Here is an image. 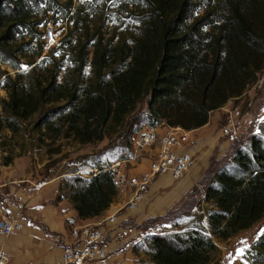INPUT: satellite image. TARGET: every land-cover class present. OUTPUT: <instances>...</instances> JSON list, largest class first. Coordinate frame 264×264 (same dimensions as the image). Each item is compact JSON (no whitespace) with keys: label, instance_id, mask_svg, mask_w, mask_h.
<instances>
[{"label":"trees","instance_id":"obj_1","mask_svg":"<svg viewBox=\"0 0 264 264\" xmlns=\"http://www.w3.org/2000/svg\"><path fill=\"white\" fill-rule=\"evenodd\" d=\"M47 1L54 2L42 1L45 13L64 14L78 26L71 0L64 10ZM198 1L133 0L142 9L136 34L116 42L98 35L87 44L82 39H94V33L74 40L75 30L43 56L45 34H37L41 22L30 20L29 1L0 0L11 9L0 14V62L15 71L3 80L0 129L17 135L31 122V132L48 148L60 140L84 146L108 139L124 148L125 159L142 127L135 125L202 128L264 71V0H206L202 15L195 16ZM57 147L49 153L59 154ZM12 161L5 156L0 165ZM93 169L87 178L64 176L66 185L58 186L55 201L68 199L81 220L100 216L117 196L108 166L99 162ZM198 185L212 207L208 231L198 226L150 236L148 264H211L219 254L213 238L228 240L264 218V139L252 135L247 146L235 145L230 158L212 159ZM191 199L159 220L184 216ZM246 256L248 264H264V231Z\"/></svg>","mask_w":264,"mask_h":264},{"label":"rangeland","instance_id":"obj_2","mask_svg":"<svg viewBox=\"0 0 264 264\" xmlns=\"http://www.w3.org/2000/svg\"><path fill=\"white\" fill-rule=\"evenodd\" d=\"M28 1L31 5L30 16L32 18L30 20L32 22H41L40 27L37 29V34H45L46 29H49L51 32L50 40L47 44L45 42L43 56L48 54L50 48L58 47L59 42L69 32H74L75 30H78V33H76L74 40L81 34L85 35L88 30L90 33H94V39H82V42L87 44H93V42L97 40L98 35H102L105 41L114 40V42L122 38H129L132 34L137 33V28L139 27L137 17L142 10L141 7L138 6L137 9L136 6L132 5L133 0H71L73 9L78 10L77 14L79 16L77 20L78 26L73 28V23L68 19L69 16L65 18L64 14L59 13L57 15H52L51 13H45L43 9L45 5L42 4L43 0ZM54 2L47 1L46 3L55 10H59L58 7L54 6L57 3V5L64 10L65 3H67L68 0H54ZM194 4V15H202L206 0H199ZM5 7L6 4L0 5V14L2 10L3 12H11L10 8L7 9ZM24 34L25 33L22 32L17 37L18 43L21 42L20 39ZM87 50L88 52L91 51L89 47ZM1 57L2 52L0 50V58ZM21 70H26V66L22 64ZM85 74L86 76L89 75V68L86 69ZM7 76L14 78L15 71H13L10 66L0 62V100L7 98L6 92L2 87L3 80ZM248 88L247 94L243 98L234 102L228 101L224 105L229 107L232 106V108L238 107L241 114L240 118L243 120L242 133L235 143L220 147V144H222L224 140L220 138L219 130L226 124V115L223 110H216L210 115V124L212 125V123H214L215 125V133L212 134V137H216L218 133V137L221 141H218V145L213 149L211 160L215 159L220 161L230 158L235 145L247 146L248 139L252 135H257L264 139V71L257 74L256 80L251 83ZM141 108L142 105L137 111L139 114ZM226 108L227 107H224V109ZM30 124L31 122L25 123V129L17 135H11L9 131L0 129V164L5 156H11L13 158L10 165L6 167L0 165V175L1 170L2 172L7 170L14 175L9 177V183L6 187L0 189V202L2 204L4 202L7 204L8 201L13 204H22V198H20L21 203L16 202V192L19 189L22 190L23 187H29L31 189L34 185L45 183L49 180H56L58 186L61 184L64 187V185H66V183L63 182L64 176L68 178L72 176L87 178V174H89L90 171H95V169L91 170V168L99 162L110 168L117 161L124 159L122 158L125 154L124 148L115 146L114 143L108 139L97 144L84 146L78 145L71 140H60L54 146L48 148L44 144L41 145L38 142L37 133L31 132L29 128ZM144 124L145 123H140L134 127H141ZM206 125H208L206 129L208 131L210 125ZM187 132L190 133L191 131ZM47 142L48 141H46V143ZM57 146H60L59 154L49 153L56 150L58 148ZM143 161L145 160H141L137 165H131L130 168L136 167V172L145 170L147 165L146 167H141L145 166ZM231 169L232 172H236L233 166H231ZM198 183L194 187V189L196 188L195 192L193 189L191 196L188 197L190 199L192 198L191 200L194 201V203L190 209L186 210L187 214L180 218L169 219L168 222L159 220V217L153 218L150 220L156 221L150 222V220H148L139 226V229L147 231V234L142 239V244L147 247L146 253L144 252L142 254L146 256L147 260L141 262L146 264L149 263L150 256L147 251L149 250V237L152 235L183 232L190 227L198 226H203L206 231H208L207 214L212 207L209 203L203 201V189ZM29 188L23 189L29 193L31 191ZM7 190H10L9 196L6 195ZM127 197L128 196L125 194L120 195L112 205L117 207L123 206ZM184 201L175 206L174 209L176 212ZM263 231L264 218L254 224L250 229L228 240L223 241L213 238L219 248V254L211 264H248L246 261V252L251 248L252 244ZM238 250H242L243 254H238Z\"/></svg>","mask_w":264,"mask_h":264},{"label":"crops","instance_id":"obj_3","mask_svg":"<svg viewBox=\"0 0 264 264\" xmlns=\"http://www.w3.org/2000/svg\"><path fill=\"white\" fill-rule=\"evenodd\" d=\"M207 124L210 125L208 131V125H205L189 133L188 143L181 151L193 160L185 175L179 181H173L170 176L157 177L137 208L120 212L112 224L105 222L110 207L98 217L81 220L68 199L55 201L58 192L56 180L36 184L31 189L23 187L29 188V193L19 189L16 198H22V204L0 202V220L9 215L22 226L21 232L9 237L0 234V249L7 254L9 264H58L62 248L74 243L71 231L86 225L102 232L107 250V258L93 264H137L147 260L142 254L147 249L142 244L147 231L139 229V226L150 219L165 216L190 197L208 169L212 151L220 141L218 133L212 137L214 123L211 125L209 121ZM223 145L231 144L224 141L220 147ZM11 176L14 175L1 170L0 189L6 187ZM122 194L129 195L127 187L119 188L116 198ZM6 195H10V190Z\"/></svg>","mask_w":264,"mask_h":264},{"label":"built area","instance_id":"obj_4","mask_svg":"<svg viewBox=\"0 0 264 264\" xmlns=\"http://www.w3.org/2000/svg\"><path fill=\"white\" fill-rule=\"evenodd\" d=\"M51 32L45 30L46 44L50 40ZM249 86V85H248ZM245 92L229 102L240 100ZM250 106V105H249ZM224 107H227L224 109ZM226 124L220 128L219 135L228 144L237 141L242 133L243 120L240 118L238 107L223 106ZM189 140V132L178 126L164 123L155 127L144 125L131 137L130 155L114 163L108 170L111 172L116 189L127 187L129 195L123 206H110V214L105 222L114 223L117 215L124 210H135L144 200L151 183L160 176H170L173 181H179L188 171L192 157L181 153ZM141 160L145 163V170L136 172L131 165H137ZM142 162V163H143ZM21 203V199H16ZM22 230L21 224L11 216L6 215L0 220V234L9 237ZM74 243L62 248L58 264H93L101 263L107 258L104 237L99 229L91 226H80L71 231ZM0 264H9L7 254L0 249Z\"/></svg>","mask_w":264,"mask_h":264},{"label":"snow or ice","instance_id":"obj_5","mask_svg":"<svg viewBox=\"0 0 264 264\" xmlns=\"http://www.w3.org/2000/svg\"><path fill=\"white\" fill-rule=\"evenodd\" d=\"M238 254L242 255L243 254L242 250H238Z\"/></svg>","mask_w":264,"mask_h":264}]
</instances>
